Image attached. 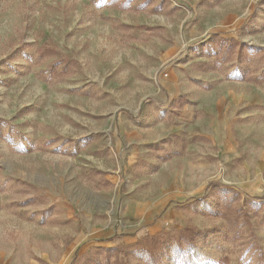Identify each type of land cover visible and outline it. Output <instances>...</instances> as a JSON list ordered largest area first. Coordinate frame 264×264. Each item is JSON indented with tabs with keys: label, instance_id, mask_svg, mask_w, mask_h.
<instances>
[{
	"label": "rangeland",
	"instance_id": "obj_1",
	"mask_svg": "<svg viewBox=\"0 0 264 264\" xmlns=\"http://www.w3.org/2000/svg\"><path fill=\"white\" fill-rule=\"evenodd\" d=\"M0 264H264V0H0Z\"/></svg>",
	"mask_w": 264,
	"mask_h": 264
},
{
	"label": "trees",
	"instance_id": "obj_2",
	"mask_svg": "<svg viewBox=\"0 0 264 264\" xmlns=\"http://www.w3.org/2000/svg\"><path fill=\"white\" fill-rule=\"evenodd\" d=\"M186 232H188L189 235H190V237L193 238V236H194L195 233L192 234L193 231L191 229H187Z\"/></svg>",
	"mask_w": 264,
	"mask_h": 264
}]
</instances>
